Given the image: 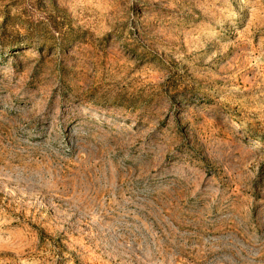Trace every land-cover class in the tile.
I'll return each instance as SVG.
<instances>
[{
    "label": "rangeland",
    "instance_id": "374dc122",
    "mask_svg": "<svg viewBox=\"0 0 264 264\" xmlns=\"http://www.w3.org/2000/svg\"><path fill=\"white\" fill-rule=\"evenodd\" d=\"M0 264H264V0H0Z\"/></svg>",
    "mask_w": 264,
    "mask_h": 264
}]
</instances>
